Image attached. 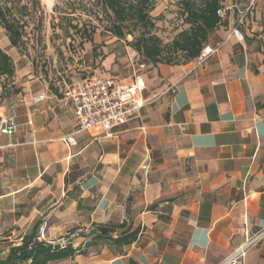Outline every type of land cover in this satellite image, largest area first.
Listing matches in <instances>:
<instances>
[{
    "label": "crops",
    "instance_id": "1",
    "mask_svg": "<svg viewBox=\"0 0 264 264\" xmlns=\"http://www.w3.org/2000/svg\"><path fill=\"white\" fill-rule=\"evenodd\" d=\"M229 16L204 61L152 65L134 51L103 61L105 77L145 85L141 118L111 136L74 134L61 83L29 77L10 91L0 121L19 127L0 130V225L87 252L50 264H221L241 248L234 264H264V0L241 43L228 38L240 16ZM135 230L129 246L92 239Z\"/></svg>",
    "mask_w": 264,
    "mask_h": 264
},
{
    "label": "rangeland",
    "instance_id": "2",
    "mask_svg": "<svg viewBox=\"0 0 264 264\" xmlns=\"http://www.w3.org/2000/svg\"><path fill=\"white\" fill-rule=\"evenodd\" d=\"M180 1L155 0L151 17L156 27L152 33L158 35L164 44L187 28L184 17H181ZM235 2L242 4L246 1L227 0L226 4ZM0 6L7 7V14L20 21L24 34L20 48H13L0 25V48L11 55L16 68L12 78L0 77V107L5 99H9L10 91L16 93L19 84L30 78L46 81L57 90L61 83L64 93L66 85L72 87L83 78L114 74L103 67V61L116 55L115 64H123L122 59L136 52L130 45L141 34V29L136 30L134 24L127 23V36L123 40L114 37L110 28L115 20L112 14H106L100 0H0ZM93 29L96 32L91 44L86 41L85 32ZM22 65L27 69L25 75L21 71L24 69ZM9 226L10 220L0 225V257L3 258L12 246L22 243V234L7 231ZM62 242L67 241L61 240L55 246ZM66 246H69L68 242Z\"/></svg>",
    "mask_w": 264,
    "mask_h": 264
},
{
    "label": "trees",
    "instance_id": "3",
    "mask_svg": "<svg viewBox=\"0 0 264 264\" xmlns=\"http://www.w3.org/2000/svg\"><path fill=\"white\" fill-rule=\"evenodd\" d=\"M106 14H112L115 22L110 32L117 39L123 40L127 34V23L134 24L141 34L131 47L152 65L165 64L181 66L198 59L213 30L227 23L217 15L220 8L226 7V0H181V17H184V28L171 42L164 44L163 40L152 33L156 27L151 13L155 8V0H100ZM7 7L0 6V25L6 31L10 45L20 48L24 41L23 25L20 21L7 14ZM95 30L85 32L86 41L93 44ZM16 68L11 55L0 48V77L6 79L15 75ZM119 227H124L119 226ZM140 230L113 239L103 235L95 236L93 240H109L112 244L129 246L135 241ZM39 229L22 238L21 244L12 246L6 258L0 257V264H50L73 258L76 254L86 255L81 247H54L46 241L39 240ZM96 245L89 242L87 248Z\"/></svg>",
    "mask_w": 264,
    "mask_h": 264
},
{
    "label": "built area",
    "instance_id": "4",
    "mask_svg": "<svg viewBox=\"0 0 264 264\" xmlns=\"http://www.w3.org/2000/svg\"><path fill=\"white\" fill-rule=\"evenodd\" d=\"M257 0H248V6L242 8L240 4L234 3L230 6L220 8L217 15L223 20L230 17L229 13L237 12L240 21L237 26L231 29L228 38L234 37L238 42L244 41V35L239 26L243 20L249 16L255 7ZM219 49L205 46L200 53L198 60L204 61ZM145 65L141 69L145 70ZM139 75L136 76L134 83H124L114 77L96 75L83 78L82 82L64 92V97L60 104L64 109H72L75 116V135L85 132H99L104 136H111L114 129L126 125L134 119L141 118V109L146 101L141 93L145 85ZM42 100V97L38 101ZM0 130L2 134L11 136L19 125L13 118H1ZM69 143L73 138L67 139ZM67 242H62L61 247L65 248ZM52 246L56 244L50 242ZM244 249L236 252L232 257L223 261L221 264H234V262L244 255Z\"/></svg>",
    "mask_w": 264,
    "mask_h": 264
}]
</instances>
